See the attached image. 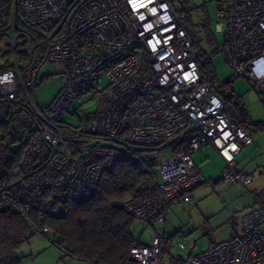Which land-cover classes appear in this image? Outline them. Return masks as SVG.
<instances>
[{"label": "built area", "instance_id": "obj_1", "mask_svg": "<svg viewBox=\"0 0 264 264\" xmlns=\"http://www.w3.org/2000/svg\"><path fill=\"white\" fill-rule=\"evenodd\" d=\"M175 1L0 0V206L34 211L40 220L61 217L67 201L95 193L121 149L138 152L149 177L135 196L115 204L143 223L191 201L202 183L214 185L191 157L205 145L226 163L218 180L251 183L253 174L234 166L235 155L252 142L250 132L202 75ZM218 16L232 77L247 79L264 102V0H227ZM45 63L54 65L60 89L43 106L34 88ZM103 72L108 82L99 88ZM90 92L78 124L63 126L76 98ZM92 138L97 142L89 145ZM255 198L242 233L195 255L169 252L167 264H264V200ZM32 230L51 235L46 226ZM166 243L157 233L148 244L133 245L122 264H165Z\"/></svg>", "mask_w": 264, "mask_h": 264}, {"label": "trees", "instance_id": "obj_2", "mask_svg": "<svg viewBox=\"0 0 264 264\" xmlns=\"http://www.w3.org/2000/svg\"><path fill=\"white\" fill-rule=\"evenodd\" d=\"M176 1L182 6L178 15L191 38L198 67L205 80L223 98L229 114L242 127L248 131L251 128L264 130V121L249 122L240 99L229 88V81L219 91L213 85L210 54L201 46L204 36L212 45V53L217 50L209 23L205 18L200 23L201 31H197L189 15L191 6L186 4V0ZM148 177V169L140 160L139 153L121 149L114 168L102 175L95 193L80 203L67 201L61 217L40 220L34 211L21 213L7 205L0 208V264H18V249L35 234L32 225L38 229L48 227L51 230L49 240L64 246L69 255L101 264H122L133 245L145 243L133 235L136 218L118 207L115 201L135 196L138 185Z\"/></svg>", "mask_w": 264, "mask_h": 264}, {"label": "rangeland", "instance_id": "obj_3", "mask_svg": "<svg viewBox=\"0 0 264 264\" xmlns=\"http://www.w3.org/2000/svg\"><path fill=\"white\" fill-rule=\"evenodd\" d=\"M226 1L227 0H192L191 9L189 11L191 22L194 24L193 26L197 31H201L200 23L205 18L209 23L212 32V39L217 50L216 52L212 53V45L208 43L204 36L201 38V46L208 54H210V69L212 71L211 76L213 85L217 87L219 91L220 89L222 90L224 85H226V82L229 81L230 90L240 99L239 101H241L246 114L255 122L264 121V102H262L261 97L250 86L247 79L243 77H232L233 70L224 60L222 55V48L225 40L224 32L223 30L221 32H217L216 24L220 20L218 15L221 9L224 7ZM107 82L108 79L106 75L104 72L101 73L99 88H103ZM34 89L37 100L43 106L48 105L58 94L60 89V76L56 72L53 64L45 63L39 68V81L35 85ZM92 96L93 92H90L79 98H76L68 112L62 116L63 126L71 128L72 126H76L78 124L77 113L79 112V107L81 105L91 103L93 100ZM63 130L68 131V129L64 128ZM250 133L254 135L259 132L257 129L251 128ZM87 141L89 145H93L97 142V140L93 138L88 139ZM98 142L102 146H114L118 148L122 147L121 145L112 141L100 140ZM207 146L208 145H205L200 153L207 149L210 150L211 147L208 148ZM13 148H17V146H13ZM199 164L200 163H196L197 166ZM215 164L216 163L214 160L210 161L209 164H206V169L204 172V179L206 181L219 177L217 175H213L215 171L213 166H215ZM218 184L219 182L216 183V186ZM194 190L193 198L191 201H189V204L180 202V205L176 207V210H178L177 215L175 214L177 216L176 221L178 222V219L179 222L180 220L184 221L185 228L179 232H176L173 237L175 238L174 243L182 242L185 244L186 249L183 250L184 253L188 250H191L193 253L197 254L205 250L212 242L220 241L228 237L229 233L232 234L233 232H237L239 226H236L234 223L233 225L227 226L225 228H220L213 231L210 230L208 224L202 218L204 216L201 215V210L199 207L203 206L205 209H208V211H214L217 205L216 197L219 188L202 183ZM6 205V203H2L0 208H5ZM155 227L159 228L158 225H155ZM260 229L264 231V223L260 224ZM151 231L152 226L150 224L142 223L137 219L134 220L132 232L135 238L145 240L148 238ZM173 252L179 253V247H177V245H175ZM17 254H22V246L17 251ZM167 259L168 254L166 252L165 260L167 261Z\"/></svg>", "mask_w": 264, "mask_h": 264}, {"label": "crops", "instance_id": "obj_4", "mask_svg": "<svg viewBox=\"0 0 264 264\" xmlns=\"http://www.w3.org/2000/svg\"><path fill=\"white\" fill-rule=\"evenodd\" d=\"M247 117L249 122H253L248 115ZM258 132L259 133L254 135L250 133L252 142L243 146L234 158V166L236 169L253 174L251 183L247 185H238L221 179L218 180L219 177H217L215 179L217 181L212 186L219 188L216 197L217 205L214 211H208V209H205L203 206L199 207L201 215L204 216L202 217L203 220L206 221L209 229L212 231L231 226L234 223L236 226H239L238 231H231L233 233H229L228 237L236 233L240 234V232L242 233L244 231L243 219L249 212L256 208L257 200L255 196L259 195L260 200H264V131L258 130ZM207 147H211L210 150L207 149L200 153L204 148L203 146L200 150L193 152L191 155L195 165L196 163H200L198 165L199 168L197 165L196 166L203 179L205 178L204 172L206 164H209L210 161L214 160L216 163L215 166H213L215 169L213 173L214 176H220L222 170L226 167V163L218 151L211 145H208ZM218 182L219 184L216 186V183ZM194 192L193 190L190 192L191 198H193ZM189 201L190 200H184L182 202L189 204ZM178 205L180 204L169 206L162 218L157 219L150 224L152 226V231L148 238L140 240L142 243L147 244L155 234L160 233L164 235L167 239L164 254L165 264L168 262V259L167 261L165 260L166 252L169 255V252L174 251L176 245V243H174L175 238L173 235L185 228L184 221L180 220L181 223L179 222V219L178 222L176 221L178 211L176 210V207H178ZM155 225H158L159 228L155 227ZM214 243L216 242H212L211 244ZM21 246L22 254H17L20 257L18 264H101L96 260L80 258L74 255H66L55 244H53L47 236L41 234H33L26 242L22 243ZM185 249L186 246L183 249H179V253L182 257L196 254L191 250L184 253L183 250Z\"/></svg>", "mask_w": 264, "mask_h": 264}, {"label": "water", "instance_id": "obj_5", "mask_svg": "<svg viewBox=\"0 0 264 264\" xmlns=\"http://www.w3.org/2000/svg\"><path fill=\"white\" fill-rule=\"evenodd\" d=\"M173 6H174V9H175V11H176L177 13H180V12L182 11V6L179 4L178 1H175V2L173 3Z\"/></svg>", "mask_w": 264, "mask_h": 264}]
</instances>
